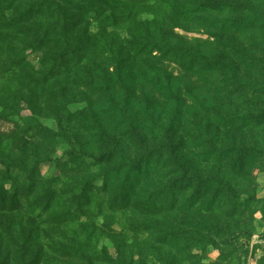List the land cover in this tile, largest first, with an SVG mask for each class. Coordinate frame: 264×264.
Segmentation results:
<instances>
[{"label":"rangeland","instance_id":"obj_1","mask_svg":"<svg viewBox=\"0 0 264 264\" xmlns=\"http://www.w3.org/2000/svg\"><path fill=\"white\" fill-rule=\"evenodd\" d=\"M217 1L225 5L222 12H209L205 22L188 14L196 7L193 0L178 2L175 9L159 4L134 8L140 21L117 28L102 16L90 24L88 35L104 28L105 35L83 48L68 44L72 54L57 65L64 75L53 79L44 75L56 49L37 42L39 33L49 32L44 29L47 17L37 15L32 24L8 28L18 14L10 2L0 6L6 14L0 12V48L23 58L17 69L0 52V113L11 115L0 121V173L11 169L4 186L14 190L32 184L37 200L46 184L56 187L53 202L43 201L51 206L48 211H31L26 197L21 210L0 214V264H102L94 258L101 249L120 264H264V0ZM233 2L238 9L233 10ZM30 27L35 36L18 34ZM132 40L171 41L219 59L231 71L215 73L198 65L187 72L188 59L163 58L157 50L137 54ZM78 55H84L85 65L77 64ZM115 62L124 67L122 81L129 78L137 94L127 106ZM105 70L110 75L102 76ZM43 78L49 81L46 86H34ZM170 79L179 89L177 101L154 89ZM106 81L115 92L112 100L106 96ZM67 95L71 102L65 104ZM114 103L130 113L137 130L107 113ZM16 106L20 109H12ZM107 149L116 152L113 165L141 160L146 149H154L147 158L146 196L126 209H113L108 205L113 192L101 193L98 186L87 193L97 218L52 224L53 216L78 209L81 188L90 181L100 185L107 166L93 161ZM21 160L30 164L19 168ZM76 164L85 171H70ZM147 195L159 196L157 205L164 208L158 214L142 210L140 201ZM81 245L78 255L59 252Z\"/></svg>","mask_w":264,"mask_h":264},{"label":"trees","instance_id":"obj_2","mask_svg":"<svg viewBox=\"0 0 264 264\" xmlns=\"http://www.w3.org/2000/svg\"><path fill=\"white\" fill-rule=\"evenodd\" d=\"M192 0H111L112 3H109L106 0H0V6H3L4 4L10 2V5L12 8H15L17 12V18L14 17L13 19H9V24H6V27L11 28L14 25L18 26H24L26 24H32L34 21V18L38 16H46L47 17V25H45L44 29H48L49 32H44V30L38 34L37 42L39 46L43 48H55L56 50H53L49 56L52 60L48 61L47 63V71L44 75V78L47 79H53L56 75H64L62 74V71L57 69L58 62L62 59L64 61H68V56L71 55V51L68 49V44H74L78 43L79 45H82V48L84 47V44H88L91 41L94 40V43H98L102 36L105 35L106 29L104 28V32L100 33L99 35H88L89 26L93 22H99L103 16L104 22H111L113 27H119L118 24H128V23H138L140 19L138 20L136 16L134 15V8H143V7H149L152 4L159 6H165L171 9L177 8V3L181 2L182 4L186 2H190ZM196 3V7L192 9V11H188V14L190 15H196L197 14L201 17L200 19H203L202 21L205 22V16L209 12L219 11L222 12V9L225 5L223 3H220L217 0H206V1H200L199 0H193ZM233 10L238 9L239 5L236 2L232 3ZM23 7V8H22ZM22 8V9H20ZM3 16L6 14L4 11H0ZM232 12V11H231ZM71 13H73L74 17H70ZM203 16V17H202ZM142 23V22H141ZM221 23V22H219ZM228 24L230 27L236 29L237 26H233V23H225L224 25ZM233 29V30H234ZM18 34L28 36V33H30V36H35L37 33L33 31V28H28L26 33H23V31H20V29L17 30ZM36 40V39H35ZM129 44L132 47V51L136 52L137 54H147L150 55L151 52L154 50H157L158 53H162L163 58H174V60H189L187 72H190L194 66L202 65V66H208V68L215 72V73H223L224 70L230 72V67L225 64L224 62L220 61L219 59H208L205 56L197 55L191 48L188 47H181L176 44H173L171 41H162V43H158L161 45H158L155 43L154 45H151L149 41L147 43H144L139 40H132L129 42ZM111 46L108 47V50L111 52ZM6 50L3 48H0V52L2 54H7L9 57V61H7L8 65L15 64V68L19 69V66L22 64V59H17L15 56L9 55L10 51L5 53ZM79 56V55H78ZM66 57V59H65ZM84 55H80L77 61V64L79 66L83 65L84 63ZM11 62V63H10ZM116 69V75L117 78L120 80V87L123 91L124 96V103L125 106H127L130 102L137 99V94L133 92L131 89V85L129 83V78L125 81H122V77L126 75V73H123V65L119 63ZM85 65V64H84ZM149 66V64H146V67ZM123 67V68H122ZM133 67L130 68V72L132 73ZM105 75L102 76H108L110 75L109 71L103 72ZM129 74V72H128ZM101 76V79L103 78ZM144 80L145 82H150L149 77L144 73ZM148 77V78H147ZM36 80L37 83L34 84V86H38V84H41L43 86H46L49 81H46V79ZM33 79V78H31ZM103 80V79H102ZM88 82L89 86H93V83L91 80H86ZM133 81V80H132ZM130 81V82H132ZM107 86L105 88V91L107 92L106 96L109 98V100L113 99L115 96L114 90L110 87L108 81ZM176 81L174 82V79H170L163 82H158L155 85V91L158 93H163L166 100H179V94H178V87L175 86ZM101 86V85H100ZM65 88V87H64ZM64 97H61L63 99ZM152 96L145 95V100L147 102L152 101ZM67 101L65 102H71L69 95L65 97ZM148 99V100H147ZM147 105V104H146ZM113 107L108 110L107 113H112V117L118 116V118L122 119L121 126L123 124H127V128H129L128 124H132L133 130H137V122L132 120L130 113L122 109L114 103L112 105ZM150 106V105H147ZM12 109H20L18 106L16 108L12 107ZM18 112V111H16ZM15 115V114H13ZM11 116L9 114H3L0 113V121L8 119V117ZM97 131H103L101 127L97 128ZM115 130L111 129L109 130V133L114 134ZM147 153L145 157L141 160L134 159L133 162L127 161L125 165H113L115 160H118L116 157V152L113 149H107L106 152L100 156L99 159L96 157L94 158L93 165H105L106 171L104 173H101V183L94 184V181H90L88 186H85L81 188L82 190L78 193H76L77 197V203L76 206L78 209L72 210L73 208L70 207L66 209L63 213L58 214L56 216H53L51 220H53L52 224L57 225H63L67 223H74L77 220H79V217H85V219H92L97 218L94 215V211H91V204L92 201L88 199L87 193L89 189L95 188L100 186L101 193H110L111 191L114 194V198L108 203L110 208L113 209H126L128 208L132 202L136 200H140L141 198H144L146 195L143 192V186L144 181L147 180L149 177V166L150 161L149 158L150 155H153L154 149H146ZM150 154V155H149ZM120 158L126 159L124 155H121ZM136 160V161H135ZM5 164L11 165L10 161H3ZM30 164L27 162V160H21L17 164L19 168L26 167L25 165ZM34 164H39V161H35ZM87 166H89L90 163H86ZM75 166V167H74ZM72 167H69V170L73 173H81L82 171H85L81 167V165L76 164ZM116 166V167H111ZM111 167V168H109ZM145 167V168H144ZM11 176V169H5L2 173H0V214H12L22 209L24 201H26V197L30 199L29 201V208L30 210H41V212L48 211L49 208L51 209V206L47 203V207L43 206L44 200H50V204L53 202L55 195L56 187L53 185V183H48L43 187V194L38 197L39 199H33L32 195L34 194V186L32 184H26L21 187V189H14V190H8L4 186V182L7 180H10ZM160 193H156V195H159ZM159 196H152L147 195V199L145 201H140V206L143 211L146 212V215H155L158 214L164 207L163 204H161L159 207L157 205V198ZM172 202L174 203V198L172 199ZM49 205V206H48ZM101 210H99V213ZM6 232H12L11 228L9 227L8 230H5ZM3 240V239H1ZM3 242L0 241V244ZM56 250V249H55ZM83 251V246L81 245L78 249L75 248H63L60 249L59 252L63 254V256H72L77 253L80 254V252ZM26 255V254H25ZM24 257V256H23ZM27 257V255H26ZM94 258L98 260L99 263L102 264H118L120 261H117V259L112 258L107 252L106 249H101L96 255H94ZM83 259V258H82ZM85 260V259H84ZM120 264V263H119Z\"/></svg>","mask_w":264,"mask_h":264}]
</instances>
